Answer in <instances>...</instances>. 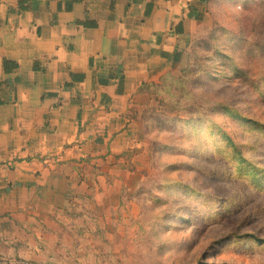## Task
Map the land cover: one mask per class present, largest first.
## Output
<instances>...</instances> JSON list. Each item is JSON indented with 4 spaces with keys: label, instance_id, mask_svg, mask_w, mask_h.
Returning a JSON list of instances; mask_svg holds the SVG:
<instances>
[{
    "label": "crops",
    "instance_id": "1",
    "mask_svg": "<svg viewBox=\"0 0 264 264\" xmlns=\"http://www.w3.org/2000/svg\"><path fill=\"white\" fill-rule=\"evenodd\" d=\"M21 1L0 0V261L41 264L136 211L147 85L187 64L209 0Z\"/></svg>",
    "mask_w": 264,
    "mask_h": 264
},
{
    "label": "rangeland",
    "instance_id": "2",
    "mask_svg": "<svg viewBox=\"0 0 264 264\" xmlns=\"http://www.w3.org/2000/svg\"><path fill=\"white\" fill-rule=\"evenodd\" d=\"M203 25L145 113L136 211L119 234H67L41 264H264V0H209ZM86 215L75 227L91 231Z\"/></svg>",
    "mask_w": 264,
    "mask_h": 264
},
{
    "label": "trees",
    "instance_id": "3",
    "mask_svg": "<svg viewBox=\"0 0 264 264\" xmlns=\"http://www.w3.org/2000/svg\"><path fill=\"white\" fill-rule=\"evenodd\" d=\"M24 1L25 0H22L21 1V6L23 8H27L28 6L24 4ZM87 23V22H85ZM194 42V41H193ZM193 47V46H192ZM4 66H5V71L6 72H10L12 71V69H15L17 67V63L16 62H13V61H9V60H5L4 61ZM170 77L169 74L165 75L162 79H161V83H152V84H149L147 85L148 86V89L149 91L154 94L156 97H158L160 94H161V90L167 85V82H166V78ZM152 87L154 88L153 91H152ZM162 114V113H161ZM160 116V114H159ZM168 119H159L158 122L159 123H164L165 121H167ZM181 120V119H179Z\"/></svg>",
    "mask_w": 264,
    "mask_h": 264
},
{
    "label": "built area",
    "instance_id": "4",
    "mask_svg": "<svg viewBox=\"0 0 264 264\" xmlns=\"http://www.w3.org/2000/svg\"><path fill=\"white\" fill-rule=\"evenodd\" d=\"M0 264H10V263L8 261H6V260H1ZM14 264H29V262L25 261V260H22V261H19V262H15Z\"/></svg>",
    "mask_w": 264,
    "mask_h": 264
}]
</instances>
